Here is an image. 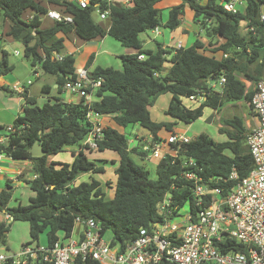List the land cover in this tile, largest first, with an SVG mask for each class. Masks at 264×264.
I'll return each mask as SVG.
<instances>
[{
    "label": "trees",
    "instance_id": "obj_1",
    "mask_svg": "<svg viewBox=\"0 0 264 264\" xmlns=\"http://www.w3.org/2000/svg\"><path fill=\"white\" fill-rule=\"evenodd\" d=\"M159 1L131 0L129 6L112 4L108 29L92 19L96 9L103 11L106 8V0H89L90 5L86 8L69 0H0V16L3 21L10 22L7 35L22 43L24 57L30 66L40 65L43 73L53 75L59 92L66 81L75 78L76 70L72 55H65L60 62L50 61L54 52L62 53L64 49L63 38L57 37L59 33L67 35L74 31L86 41L109 35L123 46L135 49V54L120 57L123 70L98 66L90 72L92 79L101 80L90 109L111 117L118 127L138 125L155 140H160L158 135L161 131L168 135L173 133L174 123L152 121L149 107L163 94L172 95L165 113L185 124L201 118L205 108L219 111L229 103H250L253 92H247L245 83L237 76L241 74L250 82L263 78L264 27L259 22V12L264 0H246L245 14L225 11L218 0H181V4L169 10L164 24L161 11L155 7ZM45 4L72 16L74 24L55 22L50 28L41 29L40 17L49 10ZM185 7L194 13L193 20L199 23L209 42L196 39L190 47L176 50L169 59L171 52L160 47L156 51L144 50L140 35L158 27L175 29ZM27 11L33 15L30 22L26 21ZM242 21H247L254 33L241 35L239 25ZM210 45H214L212 49ZM224 54L228 56L224 58ZM139 55L144 59L139 60ZM167 63L169 68L165 67ZM11 71L7 53L0 49V74L7 75ZM220 77H224L226 82L219 93L209 86L212 80ZM2 89L7 92V88ZM191 96H202L203 100L197 107H186L182 100ZM27 103L22 115L13 122L16 132L10 135L6 145L0 146V154L12 160L30 161L35 175L34 179L26 181L35 193L27 205L8 206L12 195L9 181L0 192V214L8 213L13 222L28 223L30 242L27 245L35 243L39 246L40 236L45 234V246L51 248L56 241L70 236L74 220L79 217L82 220L94 219L104 232L112 234L113 244L124 246L138 236L141 228H149L151 223L161 221L157 205L165 195H170L171 208L175 213L186 206L193 208V185L182 177L186 169L181 165L182 160L193 159L200 168L195 172L202 183L219 187L222 196H226L237 181L253 169L246 143L248 129L238 116L221 120L218 133L226 136L225 141L215 142L201 133L189 143L178 146V158L174 162L170 157L159 160L155 179L149 177L145 167L131 159V153L138 150H128L124 134L109 126L104 127L103 138L95 150H88L86 154L74 153L71 163H49V156L61 153L66 147L81 145L90 128L86 120L88 107L59 99L41 107L34 105L35 100L31 98H27ZM34 143L41 147L42 156L30 154ZM105 153L118 157L112 198L106 197L101 183L93 176L88 181L75 184L82 174L105 172L102 163H108L106 160L90 158ZM233 170L238 180L230 179ZM9 227L10 224L0 222V246L5 244ZM242 248L241 245L235 247L236 250ZM28 264L50 263L38 260ZM77 264L98 263L87 261Z\"/></svg>",
    "mask_w": 264,
    "mask_h": 264
},
{
    "label": "built area",
    "instance_id": "obj_2",
    "mask_svg": "<svg viewBox=\"0 0 264 264\" xmlns=\"http://www.w3.org/2000/svg\"><path fill=\"white\" fill-rule=\"evenodd\" d=\"M69 1L76 2L81 8L90 5L89 0ZM130 3L131 0H124L122 5L129 6ZM218 3L232 14L246 13V0H218ZM110 8L111 1L106 0L103 11L96 9L100 20L109 19ZM42 16L54 22L74 24L72 16L55 9L47 10ZM32 19L33 15L26 17L27 22ZM259 22L264 27V6L260 8ZM245 30L254 33L253 27L248 25ZM180 48L178 44L177 49ZM227 56L224 54V58ZM63 58L64 55L53 53L50 61L60 62ZM138 59L143 60L144 56L139 55ZM225 82V78L220 77L212 80L209 88L220 93ZM100 86L101 80L92 79L88 69L80 68L75 70V78L61 87L63 93L79 97L81 103L88 107L86 120L90 128L77 151L83 154L95 150L103 138V116L90 109ZM13 91L19 94L25 92L22 86L13 87ZM187 99L201 103L203 97L191 96ZM250 106L258 119V125L250 129L246 138L253 169L241 180L233 170L230 179L238 181L226 196H222L219 187L202 183L195 172L200 168L193 159L188 158L181 161L182 167L186 168L182 177L193 185V208L189 206L188 211L181 214L182 209L175 213L171 208L170 195H165L157 205L161 221L151 223L149 228H141L138 236L124 246L113 244L112 239L106 241V232L94 219L76 217L67 239L56 241L51 248L26 244L13 255L6 254L0 248V264H28L38 260L50 264L87 261L98 264H264V78L255 82ZM15 132L13 124L4 127L0 134V146L6 145L10 135ZM191 140L186 133L173 132L160 140H155L150 134L141 139L140 152L150 160L170 157L174 162L178 158V146ZM2 156L5 155L0 154V159ZM1 215L0 222L7 225L13 222L8 213ZM237 245L243 246L242 250H236Z\"/></svg>",
    "mask_w": 264,
    "mask_h": 264
},
{
    "label": "crops",
    "instance_id": "obj_3",
    "mask_svg": "<svg viewBox=\"0 0 264 264\" xmlns=\"http://www.w3.org/2000/svg\"><path fill=\"white\" fill-rule=\"evenodd\" d=\"M111 5L112 4H122L124 0H110ZM181 0H161L159 1L155 7L161 11V18H162V23L164 24L168 20V15H169V10L181 4ZM47 9H57L55 7H52L49 4H45ZM245 7L241 8L242 10ZM28 13H25L29 16L32 15L27 11ZM95 13H97L95 11ZM98 14V13H97ZM23 17V18H25ZM194 13L188 8L185 7L184 14L180 18V24L178 27L175 29L171 30L168 28L164 27H158L157 30H148L140 35V40L142 41V48L144 50H152L156 51L159 47L163 50H168L171 52V55H169L167 58L169 59L177 49V45L180 44L181 48H187L193 45L196 39L201 40L202 42H207L205 37L202 36L204 34L202 30L200 29L199 23L195 22L193 20ZM43 19H48L44 16L40 17L41 21V29L45 28H50L52 25H54V21L49 20L50 22L49 25L45 28H42V22ZM93 19V18H92ZM187 20L191 24H186L184 20ZM2 20V19H0ZM94 21V20H93ZM107 23H97L100 26H102L105 29H108L109 27V19L105 20ZM95 22V21H94ZM96 23V22H95ZM3 25L4 27V37L5 39L9 40H14L11 36H8V32L10 30V22L8 20L5 21H0V27ZM247 27L245 22H241L239 25V32L243 36H247L248 32L245 30ZM162 28V29H161ZM58 38H63L64 42V49L62 51V55H72L75 60V68L80 69V68H86L90 72L95 68V67H102V68H107V67H112L115 70H123V65L122 61L120 59L121 56L123 55H131L135 54L137 51L135 49L125 47L123 46L118 40L114 39L113 37L106 35L104 37H97L95 39L91 40H82L80 39L74 31L68 33L67 35H64L62 33H59L57 35ZM207 40V41H206ZM5 42V41H4ZM18 42V41H17ZM1 49V47H0ZM4 50V49H2ZM17 53V54H16ZM56 53V52H54ZM14 55H19L18 52L16 51ZM92 57L90 63L89 59ZM43 58V57H42ZM80 58L79 63L76 64V59ZM8 60V59H7ZM9 64V63H8ZM79 64V65H78ZM10 65V64H9ZM12 67V71L14 72L15 67L14 65H10ZM166 68H169V64L165 66ZM23 69V70H22ZM22 74L23 76H15L10 73L7 75H1L0 74V128L3 129L6 126L12 125L14 120L22 115L23 108L25 106H28L27 103V98H31L35 100L34 105L36 106H43L45 103H52L55 102L56 99L61 100L62 102L65 103H81V99L76 96H71L69 94L63 93L62 91H58V86L56 84V78L53 75H49L52 77L53 80H51V85L45 84L43 85L40 89H36L33 87V82H30V75L33 74L36 79H40V73L37 71V67H32V66H27V65H22ZM9 75V76H8ZM241 81L245 83L246 90L247 92H253L254 89V84L255 82H250L244 79V77L240 74L237 76ZM264 78V74H263ZM22 86L24 87L25 92L23 94L15 93L13 91V87H19ZM7 88V92L12 93L14 95L13 97H9L6 95L7 93L2 89V88ZM53 88L54 91H56L57 94H63V96H55L51 95V89ZM95 98H93L94 100ZM160 99H165L167 102V107L163 109L164 114L170 118L168 121H160V122H170L174 123L173 126V132L177 133H187V130L180 129L178 127V123L180 122L169 115L165 113L166 109L168 108V105L172 99V95L170 93L163 94L158 97L156 100L159 101ZM183 104L186 107L189 108H194L197 107L200 102L198 101H190L187 98H184ZM242 102V101H239ZM236 102V103H239ZM191 103H195L196 105H192ZM250 104V103H249ZM151 108L154 107H149V114L150 118L154 122H159L157 120L159 119H154L152 117V112L150 111ZM224 108V106L219 110L221 111ZM208 109L210 112L207 116L211 115L212 113L219 114V111L212 110L210 108H205L204 111ZM253 112V111H252ZM204 114V112H203ZM254 114V113H253ZM206 116V117H207ZM216 117V116H215ZM202 118V117H201ZM200 119V118H199ZM182 123V122H181ZM221 123V122H220ZM101 124L103 127L109 126L111 128L116 129L118 132L123 134L124 128L118 127L114 121L112 120L111 117L108 116H103L101 118ZM185 124V123H183ZM186 126H191V124H185ZM247 129L250 130L254 128L255 126L258 125V119L253 115L246 124ZM221 127V126H220ZM141 128V127H140ZM2 133V130L0 131V134ZM161 133V132H160ZM159 133V138L164 139L161 134ZM214 133V132H213ZM219 134V133H217ZM149 132L143 128H141V132L135 134L133 137L131 136H124L127 138V143H128V150H133L137 149L138 151L136 153L132 152L131 154H134L137 157H142L143 155L139 156L142 154L140 152V145H141V139L148 137ZM208 135V134H207ZM222 135V134H219ZM210 136V135H209ZM225 136V135H224ZM226 137V136H225ZM225 141V140H223ZM64 152V151H62ZM61 152V153H62ZM65 152H69L68 159L65 161L58 160L57 155H53V161H50L48 157V162H55V163H71L74 158V153L77 152L76 150L73 151H68L65 149ZM52 156V155H51ZM97 160H106L108 164H112L111 162H114V169L116 168L118 164V157L116 156V159L111 158L110 156H107L106 154L98 155L96 158ZM150 160V159H149ZM155 165H157L158 160H152ZM105 163V162H104ZM108 166V165H107ZM105 167V166H104ZM105 169V168H104ZM89 174L85 173L80 175L76 181L75 184L80 183V179L82 177H87ZM95 174H92L93 176ZM90 175L88 176L89 179ZM94 177V176H93ZM35 178V175L32 171L31 163L28 160H12L9 157L2 156L0 159V192L6 188V181H9L12 186V195L11 199L8 203L9 207H15L17 205H27L29 202V199L34 197L35 193L28 187L26 184V181L32 180ZM95 178V177H94ZM4 180V181H3ZM80 180V181H79ZM88 181V180H87ZM3 184H5V188H3ZM24 192V193H23ZM25 194V201L23 200ZM19 197V199H17ZM13 201L16 203L13 205ZM0 218H2V215L0 214ZM13 223V222H12ZM11 223V224H12ZM10 224V225H11ZM45 246V244H42ZM12 255V254H11Z\"/></svg>",
    "mask_w": 264,
    "mask_h": 264
},
{
    "label": "rangeland",
    "instance_id": "obj_4",
    "mask_svg": "<svg viewBox=\"0 0 264 264\" xmlns=\"http://www.w3.org/2000/svg\"><path fill=\"white\" fill-rule=\"evenodd\" d=\"M28 13V12H26ZM92 18L96 23H103L106 24L107 22L104 20H100L99 16L97 13H93L92 14ZM0 19L1 16H0ZM2 21V20H0ZM184 22L186 24H191L190 22H188L186 19L184 20ZM49 21L48 19H43L42 22V28H45L49 25ZM162 29V28H161ZM4 27L3 25L0 27V47L1 49H4V51L7 53V59H8V63L10 65H14L15 70L14 72H10L12 75L15 76H23L22 74V65H27L30 66V63L27 59H25L24 57V47L22 45L21 42H17V41H13V40H9V39H5L4 35ZM203 37L206 38V36L204 34H202ZM208 40V38H206ZM206 40V41H207ZM5 41V42H4ZM209 41H207L206 43H208ZM213 43H215V41H212ZM216 45V44H215ZM214 45H210V48L212 49ZM18 52L19 55H14L15 52ZM80 58L76 59V64L79 63ZM79 65V64H78ZM37 67V71L40 73V79H36V77H34L33 74L30 75V82H33V87L36 89H40L43 85L45 84H49L51 85V80L52 77L49 75H46L45 73H43V71L40 68V65H36ZM22 69V70H21ZM10 73H8L10 75ZM8 75V76H9ZM7 96L9 94V97H13L14 95H12V93L6 92ZM67 94V93H66ZM51 95H55V96H63V94H57L56 91L53 90V88L51 89ZM158 99V98H157ZM156 99V100H157ZM192 105H196L195 103H191ZM154 108H151V112H152V117L156 120L159 119L157 121H168V119L170 120V118L168 116H166L164 114L163 109H165L167 107V102L165 101V99H160L159 101H155L154 105L152 106ZM209 110L206 109L204 111V114L202 116V118L196 120L195 122L192 123L191 126H186L185 124L181 123V122H177L178 127L180 129L183 130H187V135L191 138L194 139L195 137H197L199 134L201 133H205L208 134V136L210 135V137L215 141V142H222L223 140H226V137L224 135H219L218 133V129L220 128V126H222V124L220 123L222 119L225 118H231L232 116H238L241 117L245 124L246 122L253 117V112L251 109L250 104L242 101L239 103H229L226 104L224 106V108L219 111V114H214L212 113L211 115L207 116L209 114ZM207 116V117H206ZM216 116V117H215ZM247 126V125H246ZM250 130H248L249 133ZM123 134H125L126 136H131L133 137L135 134L140 133L141 132V128L138 125H134V126H128L126 128H124V130L122 131ZM214 132V133H213ZM161 136L163 138H167L168 137V133L166 131H161ZM65 149H67L68 151H73L76 150L78 151V147L76 146H71V147H66ZM65 149L63 150L64 152L59 153L57 155L58 160L61 161H65L66 159H68L69 156V152H65ZM107 156H110L111 158H115L116 159V155L113 153H105ZM99 155V154H98ZM98 155H93L90 158H92V160H97L96 158L98 157ZM131 159L138 165L145 167L148 171H149V177L151 179H155L156 178V165L155 163L147 158H145V156L142 157H137L134 154H131ZM140 156V155H139ZM50 161H53V155L50 156L49 158ZM103 166H105V172L102 174H95L93 175L95 177L96 180H98L101 183L102 188L105 190L106 193V197L108 198H112L113 194H114V190H113V186L115 184V180L116 177L114 175V165L113 164H108V163H102ZM108 165V166H107ZM90 176L92 174H89ZM88 175V176H89ZM88 176L87 177H82L79 181L80 182H85L88 180ZM4 181V180H3ZM3 188H5V184H3ZM24 193V192H23ZM17 199H19V197H17ZM23 200L25 201V194H24V198ZM16 202L13 201V205ZM17 204V203H16ZM184 211H188V206H186L184 208L183 211H181V214L184 213ZM112 238V234L110 232H106L104 235V239L106 241H109ZM30 242V237H29V226L27 222H23V221H16L13 222L10 227H9V231L6 235V241L5 244L3 246H0V248L2 249V251H4L6 254H17L23 245H26ZM42 244H46V236L45 234H42L40 236L39 239V245L43 246ZM29 246L31 247H36V244H29Z\"/></svg>",
    "mask_w": 264,
    "mask_h": 264
},
{
    "label": "water",
    "instance_id": "obj_5",
    "mask_svg": "<svg viewBox=\"0 0 264 264\" xmlns=\"http://www.w3.org/2000/svg\"><path fill=\"white\" fill-rule=\"evenodd\" d=\"M29 152L33 157H40L43 155L42 149L37 143L33 144Z\"/></svg>",
    "mask_w": 264,
    "mask_h": 264
}]
</instances>
